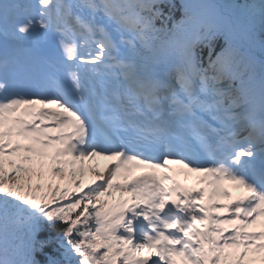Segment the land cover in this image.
I'll use <instances>...</instances> for the list:
<instances>
[{"label": "snow or ice", "instance_id": "1", "mask_svg": "<svg viewBox=\"0 0 264 264\" xmlns=\"http://www.w3.org/2000/svg\"><path fill=\"white\" fill-rule=\"evenodd\" d=\"M180 6L0 0V264H264V0Z\"/></svg>", "mask_w": 264, "mask_h": 264}, {"label": "trees", "instance_id": "2", "mask_svg": "<svg viewBox=\"0 0 264 264\" xmlns=\"http://www.w3.org/2000/svg\"><path fill=\"white\" fill-rule=\"evenodd\" d=\"M58 229V228H57ZM50 233V232H49ZM49 233H47L49 235ZM47 234H45V232L42 233V236H47ZM52 235V234H51ZM41 236V237H42Z\"/></svg>", "mask_w": 264, "mask_h": 264}]
</instances>
